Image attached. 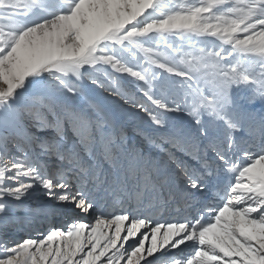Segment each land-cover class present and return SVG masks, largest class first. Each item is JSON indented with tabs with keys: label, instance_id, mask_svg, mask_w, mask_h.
<instances>
[{
	"label": "snow or ice",
	"instance_id": "snow-or-ice-1",
	"mask_svg": "<svg viewBox=\"0 0 264 264\" xmlns=\"http://www.w3.org/2000/svg\"><path fill=\"white\" fill-rule=\"evenodd\" d=\"M0 264H264V0H0Z\"/></svg>",
	"mask_w": 264,
	"mask_h": 264
},
{
	"label": "rangeland",
	"instance_id": "rangeland-1",
	"mask_svg": "<svg viewBox=\"0 0 264 264\" xmlns=\"http://www.w3.org/2000/svg\"><path fill=\"white\" fill-rule=\"evenodd\" d=\"M29 234L35 235V233H25V232H20L18 234H13V239H19L21 237L26 238Z\"/></svg>",
	"mask_w": 264,
	"mask_h": 264
}]
</instances>
